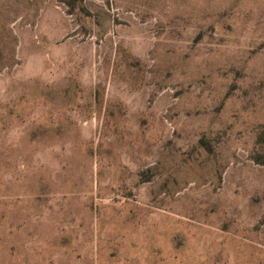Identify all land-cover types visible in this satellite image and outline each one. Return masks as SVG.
<instances>
[{"label": "rangeland", "instance_id": "obj_1", "mask_svg": "<svg viewBox=\"0 0 264 264\" xmlns=\"http://www.w3.org/2000/svg\"><path fill=\"white\" fill-rule=\"evenodd\" d=\"M0 264H264V0H0Z\"/></svg>", "mask_w": 264, "mask_h": 264}]
</instances>
